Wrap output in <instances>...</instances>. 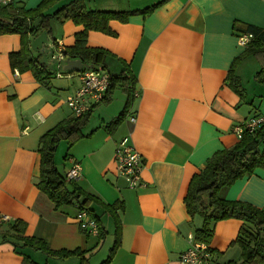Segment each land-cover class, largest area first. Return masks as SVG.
<instances>
[{
	"label": "crops",
	"instance_id": "obj_1",
	"mask_svg": "<svg viewBox=\"0 0 264 264\" xmlns=\"http://www.w3.org/2000/svg\"><path fill=\"white\" fill-rule=\"evenodd\" d=\"M12 1L27 9L40 2ZM151 6L148 14H131L125 22L109 20L113 35L87 31L86 45L113 55L108 58L112 72L121 69L116 59L123 60L133 81L126 88L115 86L108 100L93 106L82 128L87 136L68 147L63 169L58 170L65 174L71 160H76L80 175L73 180L75 185L105 203L121 205L116 211L120 238L107 264H180L179 255L191 246L194 229L200 226L186 213L182 200L190 178L216 150L238 141L233 130L247 117L257 113L264 118V91L251 96L242 86L239 95L225 79L229 65L245 48L236 39L239 32L246 25L264 26V0H148L145 6L126 10ZM81 29L70 19H49L46 33L52 57L58 44L64 49L72 45ZM20 46L19 34L0 33V213L21 222L26 235L44 239L49 248H79L86 256L99 241L80 230L76 206L55 208L35 186L39 138L71 116L64 98L78 88L79 80L73 71L65 83L53 80L59 77L53 72L39 81L31 70L12 67L9 54ZM248 57L235 68L240 82L239 66ZM116 87L123 96L115 105L119 108H111ZM125 135L142 156V187L128 188L116 170L114 148ZM220 194L264 210V169L235 180ZM94 208L98 216L111 220V246L113 217ZM100 222L107 234L108 219L107 224ZM240 223L226 218L213 224L208 244L213 264L240 260V248L233 244ZM11 226L0 223V264H28L24 257L29 264H52L46 254L3 242L2 235L11 234ZM86 257L92 264V258ZM72 258L76 259H56L66 264Z\"/></svg>",
	"mask_w": 264,
	"mask_h": 264
},
{
	"label": "trees",
	"instance_id": "obj_2",
	"mask_svg": "<svg viewBox=\"0 0 264 264\" xmlns=\"http://www.w3.org/2000/svg\"><path fill=\"white\" fill-rule=\"evenodd\" d=\"M87 2L88 0H40L36 6L28 9L13 2L8 5H0V33L15 32L19 34L20 49L11 52L8 61L12 67H17L19 70H31L35 78L42 81L43 78L51 76L55 70H50L46 64L38 62L41 57L40 53L32 51L30 47L33 37L42 30L49 31V19L59 22L70 19L75 24L81 25L82 29L74 35V43L63 50V56L69 59H81L83 62L81 70L90 65L92 67L102 65L109 72L107 91L101 100V102H105L110 98L112 88L115 86L126 88L133 79L126 63L121 59H116L121 64V69L118 72L110 71L108 58L113 55L103 48L86 45L87 31L95 30L113 35L114 32L109 28V20L125 22L127 16L131 14L137 12L148 14L154 5L135 11H113L90 8L86 5ZM51 7H54L52 11L46 12ZM36 19H39V22L35 27L33 23ZM244 32L251 33L253 37L243 51L233 59L225 78L234 92L239 95L242 94L240 91L243 90V87L235 68L247 56L256 59L260 69L255 78L264 85V26L246 25L239 33ZM63 72L71 73L73 71L65 70ZM91 110H93V106L77 117L70 116L61 120L60 123H56L41 135L37 151L39 154L38 176L35 186L40 192L47 195L55 208L72 204L76 206V210H86L98 224V241L104 237L105 230L94 206L100 207L102 213L113 217L115 226L113 245L109 249L108 256L100 262V264H107L120 238V229H118L120 221L116 211L121 208V205L116 206L115 203L103 202L97 195L75 185L73 180H67L65 174L59 172L54 165V151L61 140H65L70 147L75 140L87 136L83 133L82 128L91 115ZM253 115H257V113ZM119 116L110 123L116 122L120 118ZM257 168L264 169V122L252 132L244 131L240 139L231 147L216 150L207 158L204 167L192 175L187 185L186 194L182 199L186 213L191 219L198 216L201 220L200 226L194 229L192 239L202 242L208 247L215 222L226 218H237L242 222L234 240V243L240 248V260H227L220 264H264V210L246 201L222 198L220 194L235 180L252 174ZM6 222L12 225V233L3 234L1 240L11 242L14 248L17 246L29 247L51 258L76 257L79 259V264H88V259L84 256L85 251L79 248L51 249L46 245L44 239L26 235L21 222ZM208 249L212 250L209 247ZM23 259L25 263L31 262L27 257Z\"/></svg>",
	"mask_w": 264,
	"mask_h": 264
},
{
	"label": "built area",
	"instance_id": "obj_3",
	"mask_svg": "<svg viewBox=\"0 0 264 264\" xmlns=\"http://www.w3.org/2000/svg\"><path fill=\"white\" fill-rule=\"evenodd\" d=\"M12 0H0V5H8L12 3ZM253 35L251 33H239L237 35L238 42L241 47L251 41ZM64 47L58 44L56 47V54L54 57L57 62L63 61ZM55 75L60 76L61 72H54ZM74 74L78 77V88L69 94L65 99L66 105L69 107L71 116L77 117L90 107L101 102L104 98L108 82L109 72L102 66L96 65L95 67H87L83 70L74 71ZM70 75V74H69ZM68 75V76H69ZM131 121H134V117H130ZM264 122V118L261 115H251L241 124L234 128L237 139H240L244 131L252 132L256 127ZM114 152V163L116 170L121 176L128 188H135L143 186L141 176L139 175L143 166L141 154L134 149L130 142L129 136H123L116 145ZM80 175V165L75 160H71L70 168L65 173L67 180H74ZM75 219L78 223L80 230L93 236L98 235V224L86 210H77ZM9 221V217L0 213V223ZM180 264H213L214 257L211 251H209L206 244L193 241L191 246L179 255Z\"/></svg>",
	"mask_w": 264,
	"mask_h": 264
},
{
	"label": "rangeland",
	"instance_id": "obj_4",
	"mask_svg": "<svg viewBox=\"0 0 264 264\" xmlns=\"http://www.w3.org/2000/svg\"><path fill=\"white\" fill-rule=\"evenodd\" d=\"M148 0H88L87 4L90 8H117L118 10H126L129 8H136L139 6H145V4H147ZM149 4V3H148ZM257 62L254 60V58L252 56H249L243 63H241V65L239 66V73L241 76V83L242 86L244 87V91L248 92V94H250L251 96H254V94L256 93V91L258 90H262L264 91V86L261 85L256 77V73L257 71L260 69V67L258 66V64H256ZM53 69L56 70L57 72H61V75L57 78L53 77V80L55 81H60L61 83H65L67 81H69L67 77H69L68 75H73V72L71 73H65L63 71V65L61 63H55L53 65ZM74 78V77H73ZM114 97V99H116V102H114V104L112 106H110L111 108L116 107V103L119 100L120 97L123 96V90L120 87H116L114 89V93L112 95ZM258 100V97H256V102ZM119 108V105L118 107ZM66 150H68V143L65 140H61L59 142V144L56 147V150L54 151V165L58 168V170L62 171L63 169V159H64V154L66 153ZM71 207V206H70ZM101 218V221L104 224H107V219H108V223L109 226L107 229L109 230L107 234L104 235V237L102 239L99 240V242H97L96 246L90 251L87 252L89 256V258H92V264H98L100 263V260L104 259L107 255L108 252V247L110 248V244L112 241V237H111V220L110 218H108L106 215H99ZM201 222L200 218L198 216H196L194 218V221ZM236 245V247L238 246L236 243H233ZM28 251H31L33 253H35L36 250H31L29 249ZM38 255L44 254L42 252H38ZM45 255V254H44ZM241 255V254H240ZM50 262L52 264H58L61 263L62 260L56 259V258H51L49 259ZM74 261V262H71ZM40 264H44V261L39 262ZM79 264V259L78 258H72L69 259L66 264Z\"/></svg>",
	"mask_w": 264,
	"mask_h": 264
},
{
	"label": "water",
	"instance_id": "obj_5",
	"mask_svg": "<svg viewBox=\"0 0 264 264\" xmlns=\"http://www.w3.org/2000/svg\"><path fill=\"white\" fill-rule=\"evenodd\" d=\"M38 22H39V19L34 20L33 25L36 27ZM46 32H47L46 30H42L39 33H37V35L33 37L30 47L32 51L40 53L41 57L40 59H38V62L46 64L48 69L52 70L53 65L57 63V60L55 57H52L54 50L48 46L49 44L47 42ZM63 59H64L63 60L64 70H68L70 72L78 71L83 67V62L81 61V59H69V58H63ZM49 60H50V63H49ZM89 67H92V66L90 65Z\"/></svg>",
	"mask_w": 264,
	"mask_h": 264
}]
</instances>
